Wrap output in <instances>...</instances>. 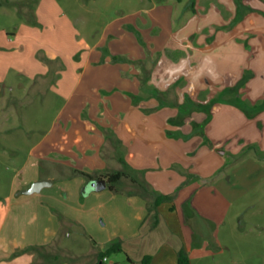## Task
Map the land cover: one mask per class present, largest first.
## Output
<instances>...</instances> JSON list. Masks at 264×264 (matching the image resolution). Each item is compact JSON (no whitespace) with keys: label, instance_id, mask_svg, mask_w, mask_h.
I'll use <instances>...</instances> for the list:
<instances>
[{"label":"crops","instance_id":"0c3cea01","mask_svg":"<svg viewBox=\"0 0 264 264\" xmlns=\"http://www.w3.org/2000/svg\"><path fill=\"white\" fill-rule=\"evenodd\" d=\"M217 2L225 7L227 16L223 19L210 17L207 24L196 23L192 18L178 27L174 15L163 16L158 15L157 10L146 11L148 17L143 20L141 28L144 33L142 39L138 38L144 48L138 49L136 34L138 37L139 34L134 33L135 28L130 23L116 22L105 34L91 42L61 14L53 0H39L30 23L20 25L15 33H10L11 37L0 35V45L16 42L12 49L0 48V103L5 91L12 92L20 85V96H26L30 93L28 87L37 84L47 86L62 103L56 120L27 150L24 163L20 166L23 161L19 164L13 158L11 160L17 169L20 167L24 178L20 190L11 188L6 198H0V264H32L34 255H15V252L35 245L51 246L53 249L54 245H59L57 240L65 225L76 228L82 241L74 247L76 252L73 256L78 260L60 259L59 264H98L97 254L100 251L90 234L84 231L85 220L74 216L66 207L77 210L79 205L73 206L77 198L82 201L90 194L107 189V182L105 189L98 192L93 191L89 183L103 178L101 176L105 174L120 171L121 160L128 167L127 173L148 185L151 192L147 197L143 196L138 185L129 181L139 191L124 193L134 200L140 210L138 224L128 238L108 239L109 244L120 239L125 255L122 264H141L144 256L151 257L150 264H178V252L181 250L189 264H200L221 252L224 247L222 236L229 237L233 229L228 234L226 230L221 233L220 240L219 228L225 225L228 211L221 213L208 208L207 202L200 199L199 191L196 194L192 191L199 180L203 182L200 170L187 171L184 166L177 165L178 173H173L170 178H179L182 187L177 195L160 191L171 196L172 201L158 206L157 222L153 224L147 207L154 196L161 194L154 192L141 172L136 170L146 160L145 145H150L151 137L139 136L135 131L140 118L146 120L145 114L139 113V110L144 111L148 101L155 99L161 105L172 102L168 100L167 88L181 77L184 79L181 72L186 71L187 66L190 76L185 79L193 86L197 84L201 87L205 81L221 86L226 84L239 89V101L249 107L264 102V19H257L253 23L256 30L248 32V23L242 17L243 10L256 6V1L237 0L238 5L233 0ZM190 9L196 11L193 3ZM189 22L192 23L188 25ZM9 74L15 77L10 79ZM26 81L28 85L25 86L22 83ZM143 92L155 95L146 97ZM195 95H186L185 102L179 100L180 113L203 110L205 106L209 109L206 104L209 98L197 94L195 99ZM176 96L180 99L179 95ZM6 100L13 105L12 99ZM208 109L205 111L208 112ZM230 113L246 126L253 122L245 121L236 108L230 109ZM10 114L12 117L13 112ZM5 116V112L0 113V119ZM5 118L10 120L7 116ZM254 119L264 133V110L257 113ZM198 128L201 132L206 130L201 125ZM215 132L207 129L205 134L214 139ZM261 143L264 150V139ZM138 145L144 148L140 149ZM15 150L19 151L17 147ZM211 170L214 172V166ZM79 171L92 178L80 175ZM78 176L83 179L72 181ZM40 180H49V186L55 182L61 184L56 190L43 194L42 199H36V207L29 210L31 223H37L40 211H43L53 223L52 228L44 227L40 232L37 226L34 242L7 240L5 224L12 205L21 206V209L25 204L30 205L34 198L22 199V196L31 195L24 191ZM68 180L73 182L68 183L72 184L70 187L64 184ZM12 197H15L14 202H11ZM191 199L196 202H190ZM54 201H60L64 207L53 204ZM63 201L72 202L67 205ZM204 224H209L208 235L203 231ZM65 236L61 247L74 237L70 231H66ZM235 242L240 245L239 240ZM108 259L113 264H119L110 256Z\"/></svg>","mask_w":264,"mask_h":264},{"label":"rangeland","instance_id":"374dc122","mask_svg":"<svg viewBox=\"0 0 264 264\" xmlns=\"http://www.w3.org/2000/svg\"><path fill=\"white\" fill-rule=\"evenodd\" d=\"M53 1L61 10V14L74 23L77 31L82 35L86 34L91 42L101 34H105L116 22L130 23L135 28L134 33L139 34V37L136 34L137 49L144 48L140 46L138 38L142 39L144 33L141 28L143 20L148 17L146 11L157 10L156 13L163 16L172 14L175 17V25L178 24V27L192 18L196 23L201 21L207 24L206 21L210 17L223 19L227 16L225 7L221 6L217 0ZM233 1L239 4L237 0ZM254 1H256V6L252 5L242 12V17L246 18L248 23V32L256 30L253 23L257 19H264V0ZM38 2L39 0H0V35L11 37L10 33H15L20 25L30 23ZM191 3L195 5L196 11L190 9ZM190 23L192 22L188 25ZM15 45L16 42L0 45V48L12 49ZM181 73L185 76L184 79L181 77L179 81L167 88L168 100L172 102L161 105L160 102L158 104L155 99H152L145 105L144 111L139 110V113L145 114L146 120H143L144 117L140 118L141 122L140 124L137 122L135 131L139 136L151 137V141L149 146L145 145L146 160L142 161L136 170L141 172L152 190L161 195L167 194H162L160 191L174 192L177 195L182 187V183L178 181L179 178H170L173 173H178L177 165L184 166L187 171L200 170L203 172L201 176L203 182L199 180L192 191L195 194L199 191L200 199L207 202L208 208L221 211V213L228 211L225 228L224 226L219 228L220 240L221 233L225 230L227 234L231 229L233 232L229 237L222 236L221 242L224 247L219 254L200 264H264V150L260 145L264 139L263 130L253 114L247 115L238 106L241 103L239 89L208 81H205L201 87L197 84L193 86L185 79L186 76H190L188 66L186 71ZM11 77L15 75L9 74L10 79ZM22 84L26 86L27 81ZM28 88L30 93L26 96H20L22 92L20 85L16 86L12 92L5 91L0 103V113L5 112V115L10 118L6 120L5 116L0 119V198L2 199L7 197L11 188L20 190L23 184L24 175L20 173V167L17 169L11 163L12 158L19 164L25 160L29 147L36 143L53 124L62 106L58 97L53 96L47 86L37 84ZM195 93V99L197 94L209 98V101H206L209 109L205 106L203 110H193L188 114L180 113L179 100L185 102L186 95ZM142 94L146 97L155 95L144 92ZM6 99H12L13 105ZM12 108L15 110L12 111ZM232 108L240 110L244 120H253L251 125H244L239 118L230 113ZM207 109L209 113L205 111ZM11 112H13L12 117H10ZM199 125L206 128L205 131L207 129L216 131L215 138L207 136L205 131L201 132ZM15 147L19 151H16ZM138 147L144 148L142 145ZM13 151H16L15 154ZM23 163L24 161L20 166ZM212 166H214V172L210 171ZM119 168L120 171L127 170L122 165ZM76 179H83V177L78 176L72 181ZM129 181V179H124L117 185L119 192L105 189L97 194L86 196L83 202L77 198L73 205L74 207L79 205L77 210L66 207L74 213V216L85 220L84 231L88 232L97 243L96 247L99 251L107 247L108 239L111 240L112 237L128 238L131 230L138 224L139 206L124 193L139 190ZM68 183L73 182L71 180L64 182L66 187L72 186ZM60 185L55 182L52 186L43 187L39 193L23 195L22 199L33 197L34 200L30 205L22 206V209L21 206L12 205L5 224V238L34 242L37 226L40 232L44 227L51 229L53 223L47 214L40 211L39 221L31 223L29 210L36 207V201L42 199L43 194L56 190ZM14 201L15 197H12L11 202ZM192 201L196 202L194 199L190 200ZM63 202L69 205L72 201ZM53 204L64 207L60 201H54ZM176 204L178 205L177 202ZM72 227V225L63 227L57 240L59 245L57 243L52 249V252L59 254L62 260H78L73 256L76 252L74 247H78L75 244L82 241V237L77 235L76 228ZM202 227L208 235L209 224H204ZM66 231L73 233L74 237H71V241L61 247V242H64L66 238ZM41 235L42 233H40V238ZM120 239L117 240L120 241ZM237 240L240 245L235 242ZM110 257L119 264L125 261L123 252ZM36 264H40V259H36Z\"/></svg>","mask_w":264,"mask_h":264},{"label":"trees","instance_id":"16d2710c","mask_svg":"<svg viewBox=\"0 0 264 264\" xmlns=\"http://www.w3.org/2000/svg\"><path fill=\"white\" fill-rule=\"evenodd\" d=\"M238 106L242 110H244V112L247 113V115L251 113L255 116L257 113L264 110V102L260 105H255L252 107H249L244 103H240ZM120 162L122 163L123 167L128 170L127 165L122 160ZM127 170L116 171L101 176L106 179L107 189L111 192H119L117 185L122 179L127 178L130 179V182L132 184L138 185L139 189L141 190V194L147 197L151 193L149 191L148 185L138 182L136 179L131 177L130 174L127 173ZM77 173L88 179L92 178L91 175L86 174L82 171H79ZM170 201H172V197L169 195H156L154 196L152 202L148 204L147 212L148 215L152 218L153 224H156L157 222L156 210L158 206L162 203L170 202ZM122 252H123L122 244L119 241L112 242L103 251H100L97 254V263L104 264L102 262V259L104 257L108 258L113 254L122 253ZM23 253L34 255V260L32 264H36L37 258L40 259V264H59V262L61 261L60 255L52 252L51 246L29 247L15 252V255H20ZM150 260H151L150 256H144L143 259L141 260V264H150ZM178 264H189L188 258L182 250L178 252Z\"/></svg>","mask_w":264,"mask_h":264},{"label":"water","instance_id":"95a60500","mask_svg":"<svg viewBox=\"0 0 264 264\" xmlns=\"http://www.w3.org/2000/svg\"><path fill=\"white\" fill-rule=\"evenodd\" d=\"M51 183L49 180H40L34 182L31 187L24 191L25 194H32L35 192H39L43 187L49 186ZM106 187V180L103 178L94 179L90 182V188L93 191H101Z\"/></svg>","mask_w":264,"mask_h":264},{"label":"built area","instance_id":"2783aa9c","mask_svg":"<svg viewBox=\"0 0 264 264\" xmlns=\"http://www.w3.org/2000/svg\"><path fill=\"white\" fill-rule=\"evenodd\" d=\"M102 262H103L104 264H113L111 261H109V259H108L107 257H104V258L102 259Z\"/></svg>","mask_w":264,"mask_h":264}]
</instances>
